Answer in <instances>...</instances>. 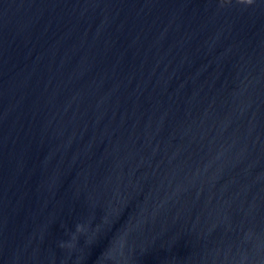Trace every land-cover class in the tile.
Returning <instances> with one entry per match:
<instances>
[{
  "label": "water",
  "instance_id": "95a60500",
  "mask_svg": "<svg viewBox=\"0 0 264 264\" xmlns=\"http://www.w3.org/2000/svg\"><path fill=\"white\" fill-rule=\"evenodd\" d=\"M0 264H264V0H0Z\"/></svg>",
  "mask_w": 264,
  "mask_h": 264
},
{
  "label": "clouds",
  "instance_id": "9594fccd",
  "mask_svg": "<svg viewBox=\"0 0 264 264\" xmlns=\"http://www.w3.org/2000/svg\"><path fill=\"white\" fill-rule=\"evenodd\" d=\"M241 3H248V4H251L252 3V0H240ZM84 229H83V226L82 225H77L76 227V231L77 232H82ZM73 239H75V236H73ZM63 247V245H61ZM69 247H71V245L69 244L68 245Z\"/></svg>",
  "mask_w": 264,
  "mask_h": 264
}]
</instances>
